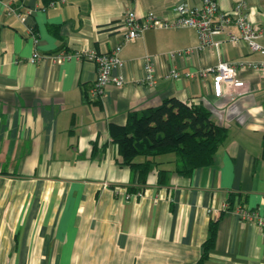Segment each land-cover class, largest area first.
I'll return each instance as SVG.
<instances>
[{
    "label": "crops",
    "instance_id": "obj_1",
    "mask_svg": "<svg viewBox=\"0 0 264 264\" xmlns=\"http://www.w3.org/2000/svg\"><path fill=\"white\" fill-rule=\"evenodd\" d=\"M245 1L250 19L264 23V0ZM236 2L217 0L222 12ZM180 3L200 0H0V264H264V230L234 211L264 213V73L239 69L243 84L224 95L211 76L166 77L219 60L262 62L264 48L228 42L239 32L230 25L213 36L218 48L171 57L197 46V31L150 28L122 47L123 86L86 95L95 64L77 51L119 44L115 24L128 10L169 20ZM257 41L264 47V36ZM34 51L43 57L30 61ZM59 53L69 57L58 62ZM146 56L154 85L141 81ZM169 97L201 103L226 137L211 164L182 175L166 162L162 180L152 169L139 181L110 128ZM215 221L214 245L199 263Z\"/></svg>",
    "mask_w": 264,
    "mask_h": 264
},
{
    "label": "built area",
    "instance_id": "obj_2",
    "mask_svg": "<svg viewBox=\"0 0 264 264\" xmlns=\"http://www.w3.org/2000/svg\"><path fill=\"white\" fill-rule=\"evenodd\" d=\"M54 2H51L52 5ZM246 1L237 0L229 12H222L217 0H200L198 5L180 3L173 7L172 19H165L154 11L150 10L141 16L128 10L123 17L115 24V29L121 34L122 41L111 50L97 53L92 49H80L75 53L79 59L91 60L95 64V77L86 90L89 100L102 98L105 89L112 84L117 87L123 86L125 77L122 69L125 61L120 57L122 47L127 42H133L143 32L150 28H182L191 27L197 31L198 45L170 52L171 57H185L195 54L197 51L208 47L218 48L220 41L213 40V36L220 34L225 28L234 25L238 28V34L229 33L227 41L231 44L245 43L251 50L259 51L264 47L258 43V39L264 36V23H257L250 19L246 11ZM36 51L30 57V61L42 58ZM68 54L59 53L54 58L61 62ZM143 83L154 85L157 81V74L154 60L151 56L144 57ZM241 68H251L264 73V61L237 65L228 61L219 60L217 63L201 67L195 72L179 71L172 68L166 75L167 78L178 79L180 77L194 78L196 76H211L213 81L220 85V91L224 95L231 87L242 85L243 82L237 77V71ZM117 71V72H116ZM141 191L133 193V197L140 196ZM234 211L239 214L242 220L250 221L264 230V213L243 205H236ZM215 215V211H212Z\"/></svg>",
    "mask_w": 264,
    "mask_h": 264
},
{
    "label": "trees",
    "instance_id": "obj_3",
    "mask_svg": "<svg viewBox=\"0 0 264 264\" xmlns=\"http://www.w3.org/2000/svg\"><path fill=\"white\" fill-rule=\"evenodd\" d=\"M226 134V128L216 124L201 103L175 97L141 112L132 111L124 125L110 128L122 163L136 170L139 181H144L152 169L162 180L170 172L161 166L166 162H172V172L182 175L211 164ZM166 156L172 157L171 161H165ZM208 231L199 263L214 245L216 221L210 223Z\"/></svg>",
    "mask_w": 264,
    "mask_h": 264
}]
</instances>
